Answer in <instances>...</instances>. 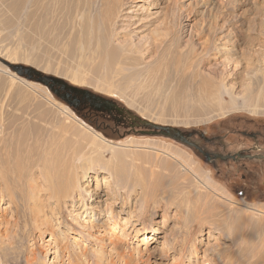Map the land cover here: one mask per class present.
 I'll return each mask as SVG.
<instances>
[{"label": "rangeland", "instance_id": "obj_1", "mask_svg": "<svg viewBox=\"0 0 264 264\" xmlns=\"http://www.w3.org/2000/svg\"><path fill=\"white\" fill-rule=\"evenodd\" d=\"M23 1L0 0V112L6 118L22 115L29 121H38L37 117L42 112L37 107H42V111L45 108L54 110L45 101L48 96L68 108L81 123L114 144L149 140V146L162 147L161 143H166L177 147L182 154L175 148L172 151L191 168L196 167L214 191L218 190L224 196L242 200L264 211V159L253 161L251 164L254 167H249L253 173H250L249 169H242V165L207 161L187 143L184 145L176 140L149 137L146 135L149 132L143 131L145 123L193 129L205 136L204 145L208 150L226 154L227 150L233 152L247 148L263 156L264 0H130L123 8L116 31L126 35L123 36L125 39L131 37L134 45L151 49L149 55L144 56L140 50L144 65L156 60L164 42L175 29L184 46L187 39L197 43L200 58L214 53L202 68L221 77L214 81L213 86L204 89L202 81L181 87L174 84L167 86V83L158 85L148 76L132 79L133 75L129 72L106 62L107 65L101 57L96 58L92 51L77 44L76 30L78 21L82 20L80 16L83 14V20L91 18L90 8L97 6L99 0H52L51 6L55 2L60 13L58 19L51 23L40 22L36 18L26 19L25 14L29 13V9L32 13L39 9L23 7ZM102 1L110 4L116 0ZM179 5L180 10H177ZM170 17L175 18L176 23L168 29L163 28V24L171 20ZM157 45H160L159 49ZM154 46L157 50H154ZM212 47H218L219 51L211 52ZM182 49L185 50L183 46ZM24 69L60 78L108 100L117 110L110 117L118 120V124L106 127L103 118L94 115L86 117L83 111H75V107L60 100L50 87L28 79ZM9 74L18 78L13 81L12 90L8 89L12 80ZM111 81L113 84L109 85ZM25 83H30L35 92ZM126 111L127 114L118 115V112ZM41 125L44 126L45 122ZM251 130L260 132L256 140L258 146L238 135L240 132L249 134ZM132 151L141 159H156L158 162L166 159L164 155L152 151ZM116 152L118 154L120 150ZM107 158L109 155L105 157L108 161ZM95 170H88L85 178L81 179L82 198L78 200L79 196L75 195L71 200H66L68 207L64 205L61 216L58 213L50 216V212L45 211L44 216L46 214L50 221L47 230L44 227L35 228L32 220H18L12 199L2 192L0 185V264H28L27 261L33 264H122L120 255L126 253L125 249L132 252L131 264H221L226 258L239 259L238 256H231L238 250L237 243H240L238 252L246 254L242 258L248 260L247 264L264 263V216L251 215L236 208L231 209L234 215L228 226L214 228L203 225L201 234L192 231L193 240L185 241L187 248L183 253L174 251L173 254L169 252L171 255H164L172 244L185 239L183 216L177 214L172 206L167 213L162 208L154 209L148 214L149 218L144 219L143 206L137 195L140 191L133 190L128 193L130 197L125 198L124 190L116 188L108 171L98 169L95 173ZM138 170L146 172L147 168ZM35 175L41 177L37 172ZM146 179L153 183L155 189L168 183L159 176L154 180ZM92 196L96 199L94 202H91ZM40 200L45 204L43 198ZM51 201L50 198L49 203ZM222 201L212 197L211 204L222 205ZM226 203L224 205L229 207ZM54 205L50 208L53 209ZM215 211L218 214L226 212L222 209ZM188 217L186 222L193 216ZM81 218L85 222L80 221ZM145 230L151 233L150 240L139 242L138 236ZM14 234L17 236L13 238ZM229 236H233L236 244ZM164 237L168 244L163 245ZM61 244L79 256V262L70 261L67 253L60 256L58 248ZM82 250L88 256H82Z\"/></svg>", "mask_w": 264, "mask_h": 264}, {"label": "bare ground", "instance_id": "obj_2", "mask_svg": "<svg viewBox=\"0 0 264 264\" xmlns=\"http://www.w3.org/2000/svg\"><path fill=\"white\" fill-rule=\"evenodd\" d=\"M23 2V7L28 8L31 6L38 7L39 9L36 13H32L31 9H29V13L25 14L26 19L36 18L40 22L44 21V23H51L58 19L60 13L58 12V5L54 2V5L51 6L52 0H24ZM130 2V0H116L108 4L99 0L97 6L93 5L90 8L91 18L88 19L86 17L83 20V14H81L80 18L82 17V20L78 21V28L76 30L77 44L79 43L81 47L83 46L90 50V52L92 51L96 58L98 57L100 59L99 57H101L110 66H115L121 71L129 72L133 75L132 79L148 76L151 80H156L155 82L158 85L167 83V86L174 84L180 85L181 87H188V85L198 84V82L200 83L202 81L201 86L203 89L213 86L214 81L221 76L215 75L214 72H206L202 67L208 64L214 53H212V56L208 55L206 58H200L196 49L197 43L191 39H187L184 46L176 29L169 39H165V44L158 52L156 60L152 64H143L140 50H142L144 56L149 55L151 49L149 48L148 50L145 47L134 45L131 37L128 36L125 39L123 36L126 35H120L116 31L119 26L120 13ZM180 7L181 5L177 7V10H180ZM170 19L169 22L163 24L164 27L162 25L163 28L168 29L172 24L176 23L175 18L170 17ZM120 39L122 40L119 41ZM158 46L160 47V45L156 46L157 49H159ZM182 46L185 50L182 49ZM156 47L154 50H157ZM212 48L213 50H210L211 52L219 51L218 47ZM106 73L108 74V72ZM9 75L12 80L8 85V89L12 90L14 87L13 81L18 78L13 74ZM103 77L105 78V76ZM29 84H27V87L35 92L34 87ZM112 84L113 82L111 81L109 85ZM106 85H108L107 82ZM105 86L104 88L107 89ZM215 87L217 86L215 85ZM216 95L219 96V93H216ZM51 99L48 96L45 97L46 103L54 108L53 111L46 108L45 111H42V107L35 103L39 106L37 107L41 110L39 111L42 112L41 114L38 111L39 116L38 114L36 115V117L38 116V121H29L22 115V117L6 118L2 114L3 112H0V185H2V192L12 199L15 215L18 220H32L33 224L36 225L35 228L44 227L47 230L50 221L46 217V214L44 216L45 211L50 212V216L56 213L61 216L64 205L68 207L65 203L67 202L66 200H71L75 195H78V200H80L83 196V191H81L80 187L81 179L85 178L88 173L87 171L90 169H96L95 173L98 172V169L108 171L116 184V188L124 190L126 194L125 198L130 197L131 194L128 193L131 191L139 190L140 192L137 195L143 206L142 213L144 219L149 218L148 214L152 213L154 209L162 208L163 212L167 213L168 209L172 206L176 208L177 214L183 216L182 227L185 229V239L182 242L173 241L175 244H172L173 246L169 251L166 250L164 255H171L174 251L183 253L187 248L185 241L192 242L191 240H193L194 233L191 235L192 231L196 230L195 234H201L203 232V225L214 228L228 226L229 221L232 220V215H234L231 213V209L234 210L236 208L248 212L251 215L264 216V211L257 209L258 207L247 204L242 200H237L231 196L230 198L224 196L218 190L214 191L209 186L210 184L208 185L206 179L199 174L196 167L191 168L180 159L177 153L172 151L175 148L182 154L181 150L177 147L166 143H161L163 145L162 147H153L155 145H148L149 140H129L114 144L81 123L68 108ZM217 99L219 98L217 97ZM33 117L36 118L35 115ZM42 122H45L44 126H42L43 124L41 125ZM132 143L136 144L133 145ZM137 149L164 155L168 161L166 159L162 162L150 158L141 159L132 151ZM116 150H120V153L117 154ZM107 155H109V158H107L108 161L105 159ZM77 162L78 164L75 165ZM139 168H147V171L140 172L138 170ZM36 172L41 177L36 176ZM157 176L168 181V183L161 185L159 189H155L153 183H150L146 179L148 177L154 180ZM140 177L142 178L141 180ZM212 197L219 200L223 199V204H211ZM16 198L18 199L16 200ZM40 198L45 200V204L42 203ZM50 198L53 201L49 203ZM95 200L92 196L91 202ZM224 202H228L229 207L225 206ZM54 203L55 205L51 209L50 207ZM80 206H82V203ZM215 209L226 210V212L218 214ZM82 213L84 214L83 211ZM188 215H192L193 217L190 218V221L186 222L189 219ZM80 221H84V219L81 218ZM150 234L148 230H145L138 236L139 242L150 240ZM15 236L17 235L14 234L13 238ZM229 237L236 244L233 236ZM238 239L237 241H239ZM162 243L163 245L168 244L166 238ZM239 244H236L238 250H240ZM238 250L230 253H232L231 256L233 258L238 256L239 259L231 260L232 257L230 259L226 258L223 259L221 264L249 263L248 260H243L242 258L246 254L238 252ZM58 251L60 256L67 253L70 261H78L79 256L72 253L66 245H59ZM124 252H126L125 254L123 253L124 255H120L123 261L122 264H131V250L125 249ZM80 254L86 256L88 253L82 250ZM96 261L98 260L96 259ZM26 263L33 264L30 261Z\"/></svg>", "mask_w": 264, "mask_h": 264}, {"label": "trees", "instance_id": "obj_3", "mask_svg": "<svg viewBox=\"0 0 264 264\" xmlns=\"http://www.w3.org/2000/svg\"><path fill=\"white\" fill-rule=\"evenodd\" d=\"M23 71L27 72H25L24 75L28 79L30 78L31 80L33 79L42 82L44 85L50 87L51 91L54 92L60 100L67 105L75 107V111H83L86 117L87 115H94L97 118H103L102 120L106 122V127L118 124V120L114 121L115 118L113 119L110 117L111 114L117 110H114V106L108 100L93 94L87 89L73 86L60 78L44 75L34 70L24 69ZM125 113L127 114L128 112H118V115L122 116ZM144 127L143 131L149 132V135L146 134L149 137L165 139L168 141L176 140L179 144L184 145L187 143L207 161L218 160L221 163H232L237 166L242 165V169H249L250 173H253V171L249 167H254L251 163L255 160L264 159V154L263 156H259L254 151L247 150V148H239L233 152L227 150L228 152H226V154L219 153L216 150H208L204 145L205 136H203L201 132H196V130L193 129L182 130L179 128L150 125L148 123H145ZM233 131L237 132L236 129ZM248 133L249 134H246V132H240L238 135L250 139L254 143V146H258L256 140L259 138L260 132L258 133V131L251 130V132ZM236 157L239 159L235 160Z\"/></svg>", "mask_w": 264, "mask_h": 264}, {"label": "flooded vegetation", "instance_id": "obj_4", "mask_svg": "<svg viewBox=\"0 0 264 264\" xmlns=\"http://www.w3.org/2000/svg\"><path fill=\"white\" fill-rule=\"evenodd\" d=\"M238 159H239L238 157L235 158V160H238Z\"/></svg>", "mask_w": 264, "mask_h": 264}]
</instances>
